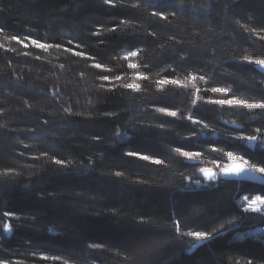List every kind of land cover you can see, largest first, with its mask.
<instances>
[{
    "label": "trees",
    "instance_id": "1",
    "mask_svg": "<svg viewBox=\"0 0 264 264\" xmlns=\"http://www.w3.org/2000/svg\"><path fill=\"white\" fill-rule=\"evenodd\" d=\"M0 29V260L264 264L239 236L264 227L240 204L264 185L220 179L224 151L264 167V108L213 103H264V0H0Z\"/></svg>",
    "mask_w": 264,
    "mask_h": 264
},
{
    "label": "snow or ice",
    "instance_id": "2",
    "mask_svg": "<svg viewBox=\"0 0 264 264\" xmlns=\"http://www.w3.org/2000/svg\"><path fill=\"white\" fill-rule=\"evenodd\" d=\"M110 2H111V0H105L106 4H108ZM112 30H114V29H112ZM3 31H4L3 29H0V32H3ZM93 35H96V33H93ZM8 39L14 40L16 43L21 44V43H24V41L29 40L30 38L28 36H25L22 40L19 36H11V37H8ZM31 43H32V45H34L35 47H37L39 49H42L43 51H47L48 49L54 48V47L57 49L62 47L60 44L41 43L35 39H32ZM72 43H73V41H71V40L68 41V44H72ZM24 46L27 47V44H24ZM75 47L79 48L80 45L77 44V45H75ZM0 48H4V45L0 44ZM63 50L65 52L71 51V49H69L67 47L63 48ZM5 51H14V49L5 48ZM73 54L74 55H81V53H79V52H74ZM131 55L135 56V55H137V53L132 52ZM37 59H39V57H37ZM255 64L259 65L261 68H264V60H256ZM93 66L94 67H100V65H93ZM131 66L133 68L136 67L135 64H133ZM101 79L108 80L110 78L109 77H102ZM115 79L120 80L122 78L120 76H116ZM171 83L175 84L176 81L173 80V81H171ZM123 87H130V88L136 89L138 86L136 84H130V85H123ZM58 91H59L58 89H55L54 94L58 93ZM197 91H199V89ZM213 91L223 92L225 94L227 93V89H224V88H215V89H213ZM193 103H195V101H193ZM213 103H218L221 105L228 104L230 106L239 104V105H243L244 107L249 108V109H251V108H264V103H247L243 100H237V99H228V100L220 99V100H214ZM65 111H69V110L65 109ZM159 111H164V109H159ZM167 114L170 116H173V117H175L177 115V113L174 111L168 112ZM77 115H79V113H77ZM192 122H193V124L199 123V121H197V120H193ZM161 126H163V125H161ZM95 139H99V137H96ZM237 139L247 140L249 143H251L252 141H255L257 139V137L256 136L238 137ZM212 150L217 151L216 148H213ZM177 151H180V150L177 149ZM180 154L182 156L188 158V159H191L193 156H199L200 155L199 152H192V151H185V152H181ZM42 155H46V153H42ZM128 155L129 156H138V158L142 159V160H149L150 159V157L148 155H141L139 153H134V152H129ZM223 155L228 158L230 163H227L223 166V168L221 169L222 175L239 177L241 174H246V173L252 172V173H259L261 176H264V167L259 166V164H257V163H251L250 164L248 159H245V157L243 155H238L236 151H224ZM33 159H37V157H33ZM51 162L53 164H56V165H63L65 163L64 161L57 159L55 157L51 158ZM152 162L154 164H163L164 163L163 160H159V159L153 160ZM69 163H70V161H69ZM199 171L204 175L205 179H207V180H214L215 179V173L212 171V169L202 167L199 169ZM3 174L8 175L9 171H6ZM115 175L120 176L121 173L116 172ZM247 178L254 179L255 177H247ZM244 199H245V201H247L248 197L245 196ZM258 204L264 205V196L256 195L251 200V202L248 203V206L244 209V211L245 212L261 211V208L257 207ZM10 215H11L10 213L4 212L5 217H8ZM228 223L231 224V223H233V221L229 220ZM3 228H4L5 232L10 230V226L7 223L3 224ZM220 228L221 229L224 228V225L221 224ZM219 230L220 229H215L213 232L195 231V232H189V233H187V235L193 236L197 241H204V240H208V239L212 238L214 236V233L218 232ZM176 231H177V233H179V231H180V224L179 223H177V225H176ZM92 246L98 247V245H92ZM39 259L43 260V261L59 260V261H61V264H68L67 259H63L61 256L55 255V254L40 255ZM0 264H6V262L4 260H0ZM13 264H23V262L20 260H17L15 262H13ZM248 264H252V262L249 260Z\"/></svg>",
    "mask_w": 264,
    "mask_h": 264
},
{
    "label": "water",
    "instance_id": "3",
    "mask_svg": "<svg viewBox=\"0 0 264 264\" xmlns=\"http://www.w3.org/2000/svg\"><path fill=\"white\" fill-rule=\"evenodd\" d=\"M254 69L257 73L264 76V68H261L259 65L255 64ZM228 163H230V161ZM210 169H212V168H210ZM212 171L214 172L213 169H212ZM247 177H255V178L249 179ZM220 179L223 181H242V182L251 183V184H254L257 186H263L264 185V177L261 176L259 173H252V172H249L246 174H241L239 177H234V176H224L221 174V171H220Z\"/></svg>",
    "mask_w": 264,
    "mask_h": 264
},
{
    "label": "rangeland",
    "instance_id": "4",
    "mask_svg": "<svg viewBox=\"0 0 264 264\" xmlns=\"http://www.w3.org/2000/svg\"><path fill=\"white\" fill-rule=\"evenodd\" d=\"M256 141V140H255ZM255 141H253V143L255 144ZM254 144H253V147H254ZM200 175H201V180H203L204 182H207V181H215L217 179V176L215 175V179L214 180H207L205 179L204 175L200 172ZM264 177V176H263ZM258 194H250V195H245L248 197V200L245 201L244 197L241 198V201H240V204L242 205V208L245 209L247 206H248V203L251 202V200ZM258 208H261V211H258V212H255V213H259L261 215L264 216V205H257ZM254 236V237H258V238H262L264 237V227H259V228H255L253 230H250V231H247L246 233H243L241 235H239L240 237H244V236ZM57 263H61V261H57Z\"/></svg>",
    "mask_w": 264,
    "mask_h": 264
}]
</instances>
